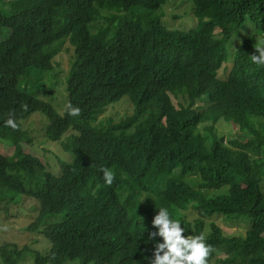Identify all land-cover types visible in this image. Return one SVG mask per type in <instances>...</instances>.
Listing matches in <instances>:
<instances>
[{
	"label": "trees",
	"instance_id": "obj_1",
	"mask_svg": "<svg viewBox=\"0 0 264 264\" xmlns=\"http://www.w3.org/2000/svg\"><path fill=\"white\" fill-rule=\"evenodd\" d=\"M166 1L15 0L0 11V144L13 150L0 154V204L33 202L26 230L49 241L48 251L4 244L1 264L27 253L33 264H150L161 207L182 236L204 237L206 264H264V65L250 59L264 39V0H181L198 19L187 31L134 15ZM174 16L161 19L171 25ZM66 42L73 54L63 87L78 116L66 104L58 115L26 91L30 79L43 87ZM123 98L132 115L100 119ZM33 113L48 120L47 142L66 135L60 146L69 145L71 160L56 158L57 172L23 151L33 145L23 123ZM219 121L238 134L219 136ZM101 167L114 172L111 185ZM187 210L196 217L187 220ZM215 217L245 233L225 235Z\"/></svg>",
	"mask_w": 264,
	"mask_h": 264
},
{
	"label": "rangeland",
	"instance_id": "obj_2",
	"mask_svg": "<svg viewBox=\"0 0 264 264\" xmlns=\"http://www.w3.org/2000/svg\"><path fill=\"white\" fill-rule=\"evenodd\" d=\"M14 2L15 0H0V11L9 13L11 11L10 5ZM189 3L187 1L182 3L181 0H167L166 3L156 11L137 10L135 11L136 13H134V15L145 17L147 19H159L161 23L169 30H192L199 28V25L198 19L191 15L192 6L191 3ZM163 13L168 15L176 13L179 15V17L174 16L178 18L172 19V21H170L171 25H167L161 19V15ZM192 16L197 22L192 18ZM126 19H134L133 14L127 16ZM5 34H7V30L0 28V35L2 38L5 36ZM236 43L237 42L234 44ZM67 48L68 52H66ZM61 49L63 52L61 50L60 55H58L53 61L54 69L52 73L49 75H44L42 82L43 87L36 88V81L30 79V86L26 89V91L33 97L50 104L58 115L64 114V105L67 104L66 93L63 84L64 76L69 70V61L73 54V51L67 42L62 46ZM230 52H232V50H228V53ZM230 66V63H225L221 68L219 77L226 76L223 70H229ZM35 76L36 74H31V78H34ZM40 91H42L43 94ZM173 103L175 106H177L175 100H173ZM204 107L207 106L204 105ZM132 113V104L127 102V98H123L118 104L107 109L100 119L112 117L115 122H118L124 117L132 115ZM25 122H28L25 128H27V131L31 136V143H33V145L23 147L24 153L38 157L42 161V164L47 167V170L51 172L58 171V163L56 158L61 156L60 158L65 159L66 163L71 160L69 145L65 144L62 146L63 148L60 146L64 140L63 138L66 135L60 142L56 143L47 142L45 140L44 128L46 125H48V120L45 116L40 113H33L26 121H23V123ZM23 123L22 125L24 126ZM214 129L216 133L225 140L232 139L238 134L235 125L226 124L223 121H219L214 126ZM200 132L203 133L204 131L200 130ZM0 154L4 156H11L13 154V150L5 145L0 144ZM192 179L193 178H188L190 182ZM193 188L196 189V186H193ZM223 190L224 189H221L220 191ZM215 193L216 191L213 192V194ZM33 205V202L22 200L17 206L11 205L8 206L6 210H3L4 206L0 204V247L4 244H9L16 246L18 250H21L22 248H28L30 250L32 249L42 251L43 248H45V251H48L49 241H45L43 236L39 233L26 230V228L31 223H33L36 217L34 211L32 210ZM185 215L186 219L189 221L196 217V214L192 210H187ZM211 220L218 225L225 235L237 236L245 233L246 226L242 223H232L222 219L221 217H215ZM27 254L29 255V253ZM28 255H24L18 264H33L31 258Z\"/></svg>",
	"mask_w": 264,
	"mask_h": 264
},
{
	"label": "clouds",
	"instance_id": "obj_3",
	"mask_svg": "<svg viewBox=\"0 0 264 264\" xmlns=\"http://www.w3.org/2000/svg\"><path fill=\"white\" fill-rule=\"evenodd\" d=\"M228 50L232 49H227V54H231L232 52L228 53ZM255 52L257 54L250 55L251 62L256 65H264V39L258 40ZM227 63H230V59ZM127 102L131 103L128 99ZM172 105L174 108H178L174 103ZM65 107L70 116L80 114V108L77 106L66 104ZM5 125L11 129L17 127L11 118L5 121ZM100 171L104 184L111 185L114 172L106 167H101ZM151 225L156 229L154 235L160 237L162 242L155 244L150 264H206L211 246L205 243L202 235L182 236L184 228L179 221L169 218V213L164 207L159 208L152 217Z\"/></svg>",
	"mask_w": 264,
	"mask_h": 264
},
{
	"label": "bare ground",
	"instance_id": "obj_4",
	"mask_svg": "<svg viewBox=\"0 0 264 264\" xmlns=\"http://www.w3.org/2000/svg\"><path fill=\"white\" fill-rule=\"evenodd\" d=\"M214 46V45H213ZM213 46H212V48H213ZM191 49V48H190ZM196 53V52H195ZM214 53V52H213ZM215 56V55H214ZM213 61V60H212ZM258 67V66H257ZM210 68V67H209ZM235 82V81H234ZM146 214V213H145ZM145 216H147V215H145ZM146 218V217H145ZM144 222V221H143Z\"/></svg>",
	"mask_w": 264,
	"mask_h": 264
}]
</instances>
